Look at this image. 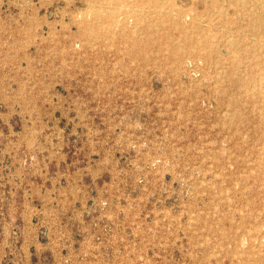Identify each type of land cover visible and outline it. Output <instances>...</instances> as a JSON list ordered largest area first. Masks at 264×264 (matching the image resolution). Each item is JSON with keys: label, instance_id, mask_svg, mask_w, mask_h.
I'll use <instances>...</instances> for the list:
<instances>
[{"label": "rangeland", "instance_id": "1", "mask_svg": "<svg viewBox=\"0 0 264 264\" xmlns=\"http://www.w3.org/2000/svg\"><path fill=\"white\" fill-rule=\"evenodd\" d=\"M0 264H264V0H0Z\"/></svg>", "mask_w": 264, "mask_h": 264}, {"label": "bare ground", "instance_id": "2", "mask_svg": "<svg viewBox=\"0 0 264 264\" xmlns=\"http://www.w3.org/2000/svg\"><path fill=\"white\" fill-rule=\"evenodd\" d=\"M262 3V2H261ZM263 5V4H262ZM262 10H260V11H258L259 12V14H260V12H261ZM256 15H257V13H255ZM154 42V41H153ZM231 51V50H230ZM246 136V135H245Z\"/></svg>", "mask_w": 264, "mask_h": 264}]
</instances>
